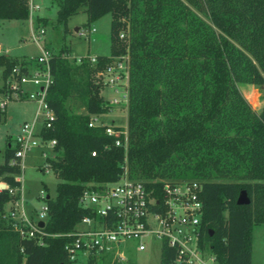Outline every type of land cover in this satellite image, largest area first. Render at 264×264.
Returning <instances> with one entry per match:
<instances>
[{"label": "trees", "instance_id": "16d2710c", "mask_svg": "<svg viewBox=\"0 0 264 264\" xmlns=\"http://www.w3.org/2000/svg\"><path fill=\"white\" fill-rule=\"evenodd\" d=\"M56 1L65 26L82 8L87 25L111 13L112 50L96 63L71 60L65 47L53 54L46 100L55 116L42 136L57 142L47 161L59 182L56 196L46 197L44 244L21 236L7 215L18 198L10 188L22 185L17 146L9 140L0 163L7 184L0 189V264H72L69 234L90 214L80 203L84 189L116 181L125 162L133 178L200 181L204 246L219 264H253L254 229L264 225V105L254 109L240 86L264 89V0ZM29 17L28 0H0V20ZM126 52L127 155L103 126L89 124L112 108L97 73ZM29 65L34 59L0 53L4 81L14 67L28 73ZM243 189L249 204L237 203ZM175 257V247L163 241L161 264H177Z\"/></svg>", "mask_w": 264, "mask_h": 264}, {"label": "built area", "instance_id": "2783aa9c", "mask_svg": "<svg viewBox=\"0 0 264 264\" xmlns=\"http://www.w3.org/2000/svg\"><path fill=\"white\" fill-rule=\"evenodd\" d=\"M30 14L39 10L40 6L33 0H28ZM92 32L96 29L92 28ZM44 33V29H41ZM79 35L86 36L87 31L79 30ZM36 39H39L36 38ZM120 39H126L124 31ZM42 54L35 56L34 64L29 65L28 73H22L20 66L14 67L5 83V98L0 102L4 109L10 98L31 99L39 102V109L33 123H25L16 138V157L24 159L29 151L42 144L52 148L57 143L55 139L45 140L42 136L44 126L50 128L54 120V112L49 107L46 95L53 81L50 60L53 53L43 48ZM92 63L97 62V55L87 56ZM82 56L77 60L81 61ZM130 70V54L128 52L115 56L105 68L97 73L102 82L111 87L128 83ZM34 85L35 89L28 88ZM128 101V97H127ZM118 103V99L108 101ZM40 116H44L43 126L38 130ZM90 126H103L105 132L114 136L115 145L125 149L127 155L129 133L128 127L105 123L101 115L90 117ZM96 154L95 151L92 152ZM15 160L12 161L14 163ZM120 177L113 182L97 187L89 183L80 198L81 205L88 209L86 215L69 235L73 239L66 245L69 260L72 264H128L132 251H145L147 241H166L175 247L177 264H219L216 256L204 246V203L201 198V182L188 179H155L145 181L133 178L129 174L127 162ZM23 183L21 176L17 177ZM19 187L10 188V192L18 198L12 202V209L7 215L12 219V225L21 236L37 238L44 244L46 232L39 222L46 224L48 204L37 211L38 220L24 210L22 191ZM45 196L44 190L41 191ZM22 207V208H21ZM57 235V234H55Z\"/></svg>", "mask_w": 264, "mask_h": 264}, {"label": "rangeland", "instance_id": "374dc122", "mask_svg": "<svg viewBox=\"0 0 264 264\" xmlns=\"http://www.w3.org/2000/svg\"><path fill=\"white\" fill-rule=\"evenodd\" d=\"M33 2L39 5L40 9L32 11L28 19L0 20L1 53L34 59L35 56L43 53L46 45L53 54L58 53L61 48H68L67 54L71 60H77L80 56L110 54L113 19L111 13L87 25V13L85 8H82L79 13L69 19L65 26L57 20L58 3L56 0H33ZM77 27L79 28L76 30ZM92 28L96 31L92 32ZM41 29H44V33ZM81 29L87 31L86 36L79 35L78 32ZM38 37L39 39H36ZM124 42L122 45L127 47ZM1 74L2 68L0 67V102L5 98L6 91ZM98 79L102 81L99 77ZM27 86L32 90L35 89L32 84H27ZM127 87V82L116 87L104 84L101 94L105 100H119L118 103L111 105L112 108L107 113L101 115L105 123L127 127ZM240 88L252 107L260 110L264 105V89L255 84H242ZM251 90H255L253 103L249 99ZM38 109V101L17 98L8 99L5 108L0 109L4 111L0 121V163L4 162V152L8 141L10 140L12 145L16 146V138L22 126L25 123L34 122ZM44 118L40 116L37 124L38 130L43 126ZM48 157H54L53 148L49 144L45 143L33 148L24 159V167L20 175L23 179L19 188L22 191L23 208L35 220H38L37 211L47 203L46 197L56 196V185L59 182L47 161ZM42 190L45 196H42ZM16 192V196L18 194L21 196L20 191ZM12 207L14 206L11 202L7 205L6 212H9ZM147 242L149 247L145 251H132L131 260L134 264H161V243L150 240ZM253 264H264V225H258L254 230Z\"/></svg>", "mask_w": 264, "mask_h": 264}, {"label": "water", "instance_id": "95a60500", "mask_svg": "<svg viewBox=\"0 0 264 264\" xmlns=\"http://www.w3.org/2000/svg\"><path fill=\"white\" fill-rule=\"evenodd\" d=\"M6 187H7V184L5 182H0V189H4ZM49 197L50 196L48 195V198ZM250 202H251V198L249 197L248 192L245 189H243L238 196L237 203L238 204H249ZM39 224L40 226H44L45 222L40 221Z\"/></svg>", "mask_w": 264, "mask_h": 264}, {"label": "crops", "instance_id": "0c3cea01", "mask_svg": "<svg viewBox=\"0 0 264 264\" xmlns=\"http://www.w3.org/2000/svg\"><path fill=\"white\" fill-rule=\"evenodd\" d=\"M96 22V21H95ZM79 27L76 28V30L78 29ZM1 50H2V46L0 44V53H1ZM255 230V229H254ZM253 245H254V233H253Z\"/></svg>", "mask_w": 264, "mask_h": 264}]
</instances>
